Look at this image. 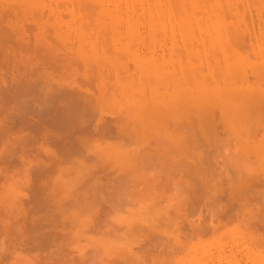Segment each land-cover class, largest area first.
Segmentation results:
<instances>
[{"label":"rangeland","instance_id":"374dc122","mask_svg":"<svg viewBox=\"0 0 264 264\" xmlns=\"http://www.w3.org/2000/svg\"><path fill=\"white\" fill-rule=\"evenodd\" d=\"M176 91L185 127L148 139L129 102ZM263 115L264 0H0V264H264Z\"/></svg>","mask_w":264,"mask_h":264},{"label":"bare ground","instance_id":"6f19581e","mask_svg":"<svg viewBox=\"0 0 264 264\" xmlns=\"http://www.w3.org/2000/svg\"><path fill=\"white\" fill-rule=\"evenodd\" d=\"M39 3H41V2H39ZM45 3H46V2H44V4H45ZM46 4H47V3H46ZM46 4H45V5H46ZM48 5H49V4H48ZM48 5H47V6H48ZM39 11H40V10H39ZM231 18H232V17H231ZM231 22H232V21H231ZM50 26L52 27V24H50ZM56 28H57V26H56V25H53V30H54V32H55V29H56ZM67 31H68V30H67ZM68 32H70V31H68ZM234 33H235V32H234ZM69 34H70V33L66 34L65 37H69V36L71 35V34H70V35H69ZM65 37H64V38H65ZM228 40H229V39H228ZM66 41H67V40H66ZM76 42H77V41H76ZM64 43H65V42H64ZM68 43H69V42H68ZM68 43H67V45H70V44H68ZM73 43H74V42H73ZM77 43H78V42H77ZM126 43H127V42H126ZM74 44H76V43H74ZM123 50H124V49H123ZM130 50H131V49H130ZM99 51H100V50H99L98 47H97L96 49H93L92 53H90L89 56H87L88 58H91V59H88V58H87V59H88L87 61H88L89 64H92V63L94 62V59L97 61V63H99V64L101 63V64H102V62H98L99 59H103V58H99V57H100ZM124 51H126V50H124ZM100 52H101V51H100ZM119 53H120V52H119ZM129 53H131V52H129ZM132 53H133V52H132ZM104 55H105V54H104ZM104 55H103V56H104ZM119 55H120V54H119ZM106 56H107V54H106ZM120 56L122 57V55H120ZM107 59H108V58H107ZM99 61H100V60H99ZM101 61H103L104 65L107 67V65H108V63H109L110 60L108 59V60H101ZM90 62H91V63H90ZM89 64H88V65H89ZM101 64H100V65H101ZM97 65H98V64H97ZM100 65H98V66L100 67V68L98 67L99 70H100V71H101V70L105 71V72H106V75H105L104 77L107 76V78H109V77H110L109 75H112V73L109 72L110 70L105 69L106 67H105L103 64H102V66H100ZM118 65H119V64H118ZM93 66H94V65H93ZM103 67H105V68L102 69ZM167 67H168V66H167ZM93 68H94V67H93ZM108 68H109V66H108ZM110 68H111V67H110ZM178 68H179V67H178ZM182 68H183V67H182ZM79 69H80V68H79ZM89 69H90V67H89ZM113 69H114V68H113ZM91 70H92V68H91ZM94 70H95V68H94ZM95 71H96V70H95ZM111 71H112V70H111ZM171 71H172V70H171ZM88 72H89V71H88ZM88 72H87V73H88ZM91 72H92V71H91ZM91 72H90V74H91ZM163 72H164V71H163ZM103 73H104V72H103ZM179 73H180V72H179ZM179 73H178V74H179ZM117 74H118V73H117ZM117 74H116V76H117ZM176 74H177V73H176ZM178 74H177V75H178ZM91 75H94V72H93V74H91ZM113 75H114V74H113ZM89 76H90V75H89ZM186 76H188V69H184V70L182 71V73H181V75H180V78H181V77H185V78H186ZM111 77H112V76H111ZM114 77H115V76H114ZM117 78H118V76H117ZM117 78L115 77V79H117ZM106 80H108L109 83L111 82L109 79H105L104 81H106ZM118 80L121 81L120 78H118ZM93 82H94V81H93ZM93 84H94V83H93ZM110 84H111V83H110ZM113 84H114V83H113ZM113 84H112V86H113ZM169 84H170V83H169ZM114 85H116V84H114ZM123 85H124V84H123ZM167 85H168V84H167ZM105 86H106V85H105ZM124 86H125V85H124ZM110 87H111V86H110ZM128 87H129V86H128ZM113 88H115V87L113 86ZM113 88H112V91H114ZM126 88H127V84H126ZM168 88H169V87H168ZM118 89H119V88H118ZM118 89H117L116 91H118ZM128 89H129V91H128ZM132 89H133V87H131V90H132ZM142 89H144V88H142ZM174 89H175V87H174ZM110 90H111V89H110ZM124 90H125V89H124ZM147 90H148V89H146V93H147ZM167 90H168V89H167ZM112 91H111V92H112ZM121 91H122V89H121ZM126 91H128V92H130V93L132 92V91H130V88H127ZM144 91H145V90H144ZM123 92H125V91H123ZM134 92H135V91H134ZM134 92H133V93H134ZM142 92H143V91H142ZM167 92H168V91H167ZM170 92H171V91H170ZM180 92H181V91H178V92L176 91V92L174 93V94H175V95H174V96H175V99L177 98V101L174 99V101H176V102H173V103H160V102H159V103H155V104H153V107H155V108L157 109V112L154 111L155 109L152 108V107H150L149 104H147V103H145V102H144V103L136 102V101H134V100H131V97H130L129 101L131 100V102H129V101H128V102H129V104L131 105L130 107L132 108V110H131V109L128 110L129 113H130V116H128V117H129V118L132 117V120H133V119H135V120L137 119V120L139 121V122H138V123H139V126H138V127H141L142 131H140L141 129L139 130L138 128H136V125H138V124H136V125L134 126L135 129H133V130L135 131L136 129H138L141 133L144 131L142 134H145V133H146L145 130H148V132H150V133H151V136H152V134H153L154 132H156V131L158 132V131H159V129H158L159 126H161L163 123L168 122V120H169L170 118L175 117V119H176L175 121H176V122L178 121V119L182 118L183 116H182V117H180V116L182 115V112L184 111V108H187V107H189V106H187V103H188V102H186L185 99H184V100H183V99H180V96H179V94H178V93H180ZM28 93H29V92H28ZM106 93H107V92H106ZM118 93H119V91H118ZM126 93H127V92H126ZM94 94H95V93H94ZM113 94H114V93H113ZM128 94H129V93H128ZM103 95H104V94H103ZM115 95H116V94H115ZM121 95H122V94H121ZM148 95H149V94H148ZM132 97L140 98V97L138 96V92H137V94H136V92H135L134 95H133ZM149 97H152L151 93H150ZM119 98H121V97H119ZM146 98H147V95H146ZM152 98H153V97H152ZM178 98H179V99H178ZM121 100H122V99H120L119 103H117V104H114V101H113V102H112L111 109L114 108V110L116 109L117 111H118V110H119V111L122 110V111H121V113H122L124 110L121 109V108H122V107H121V103H120ZM137 100H138V99H137ZM143 100L146 101L144 98H143ZM256 100H257V99H256ZM122 101H123V100H122ZM153 101H155V100H153ZM187 101H188V100H187ZM40 102H41V101H40ZM116 102H117V101H116ZM146 102H147V101H146ZM155 102H156V101H155ZM261 102H263V99L259 97L257 101L253 102V104H249V103H248L249 105H248L247 109H248L249 111H247L244 107H243V108H239V110L241 109V112H242V113L244 112V114H242V115H245L246 117L248 116V117L251 118L252 115L256 114V112H257L259 106L261 105V104H260V105L258 106V104L261 103ZM174 103H175V104H174ZM210 103H211V102H210ZM192 104H193V103H192ZM198 104H199V103H198ZM211 104H212V103H211ZM31 105H32V104H31ZM181 105L183 106V109H182V110L179 109V108H180L179 106H181ZM209 105H210V104H209ZM243 105H244V104H243ZM245 105H246V104H245ZM32 106H33V105H32ZM106 106H107V105H106ZM119 106H120V107H119ZM186 106H187V107H186ZM21 107H22V106H20V108H21ZM257 107H258V108H257ZM123 108H124V107H123ZM193 108H194V107H193ZM23 109H24V108H23ZM33 109H34V108H33ZM203 109H204V108H203ZM152 110H153V111H152ZM242 110H243V111H242ZM112 111H113V110H112ZM128 111H127V112L124 111L125 114L123 115V117H121L120 125H121V123H123L124 121L126 122V120H124V119H125L124 117H127V116H125V115H126V113H128ZM185 111H186V110H185ZM188 111H189V110H187L186 113H188ZM190 111H191V110H190ZM204 111H205V110H204ZM124 112H123V113H124ZM193 112H194V111H193ZM205 112H206V111H205ZM16 113H17V112H16ZM123 113H122V114H123ZM156 113H157V114H156ZM180 113H181V115H180ZM190 113H191V112H190ZM122 114H121V115H122ZM184 114H185V113H184ZM194 114H195V112H194ZM31 116H32V115H31ZM245 116H240V118H241V117H245ZM263 116H264V115H263ZM118 117L120 118V115H119ZM246 117H245V118H246ZM115 118H116V119H119V118H117V117H115ZM115 118H114V120H115ZM122 118H124V119H122ZM38 119H39V118H38ZM109 120H110V119H109ZM135 120H134V121H135ZM137 120H136V121H137ZM37 121H38V120H37ZM105 121H106V120H105ZM116 121H117V123L115 124V126L117 125V127H118V126H119V125H118V120H115L114 123H115ZM191 121H192V120H191ZM107 122H108V120H107ZM111 122H112V121H111ZM128 122H129V121H128ZM128 122H127V124H128ZM176 122H175V123L173 122L174 124L172 125V129H171V131H169V132L167 131L168 133L171 132V134H173V136H175V135L177 136L178 134H180V133H178V132H175V128L178 127V129H179V127L181 126V125H180L181 123L178 121V124H177ZM86 123H87V122H86ZM100 123H102V122H100ZM105 123H106V122H105ZM111 124H112V123H111ZM127 124H126V125H127ZM129 124H130V122H129ZM129 124H128V125H129ZM182 124H183V125H182L181 127H183V126L185 127V124H184L183 122H182ZM193 124H194V123H193ZM206 124H207V123H206ZM40 125H41V124H40ZM107 125H108V123H107ZM122 125H125V124H122ZM131 125H132V124H131ZM133 125H134V124H133ZM179 125H180V126H179ZM35 126H36V125H35ZM74 126H75V125H74ZM98 126H99V125H98ZM39 127H40V126H39ZM126 127H127V126H126ZM130 127H131V126H130ZM119 128H120V127H119ZM122 128H124V127H122ZM168 128H169V127H168ZM192 128H194V127H192ZM67 129H68V128H67ZM101 129H102V128H101ZM117 129H118V128H117ZM117 129H115V130H117ZM126 129H127V128H124L125 131H126ZM143 129H144V130H143ZM106 130H107V129H106ZM115 130H114V131H115ZM128 130H130V131H127V133H128V132H132L131 129H128ZM194 130H195V129H194ZM0 131H1V130H0ZM58 131H59V130H58ZM68 131H69V130H68ZM101 131H103V129H102ZM117 131H118V130H117ZM117 131H116L117 139H118L120 136H122V139H124L122 134H125V135H126V133L123 132L120 136H118V135H119L118 133H120V132L118 131V133H117ZM134 131H133V134H134ZM139 131H138V133L135 134V135L132 134L133 137H130V135H128V134H127V135L129 136L130 139H131V138H134V137H138V136L140 135V134H139ZM177 131H178V130H177ZM179 131H180V130H179ZM197 131H198V130H197ZM66 132H67V131H66ZM136 132H137V131H136ZM157 132H156V133H157ZM193 132H195V131H193ZM101 133H102V132H101ZM150 133H149V135H150ZM168 133L165 132V135L168 134ZM174 133H177V134L174 135ZM114 134H115V133H114ZM138 134H139V135H138ZM157 134H158V133H157ZM157 134H155V135H157ZM160 134H162V131H160ZM160 134L158 135V137L161 138V140H162L163 138L161 137ZM48 135H49V134H48ZM60 135H61V134H60ZM109 135H113V134L109 133L108 136H109ZM136 135H138V136H136ZM146 135H148V133H146ZM146 135H145V137H143V140L147 137ZM149 135H148V136H149ZM155 135H153V136H155ZM198 135H199V134H198ZM153 136H152V137H153ZM166 136H167V138H170V140L172 141V139H171L172 137H168V135H166ZM166 136H165V137H166ZM176 136H175V137H176ZM49 137H51V136H49ZM60 137H61V136H60ZM110 137H111V136H110ZM125 137H127V136H125ZM152 137H151L152 142L146 141V142H148L146 146H148L149 143H150V144L153 143L154 141H155L154 144H156V143L159 141V140L157 139V142H156V139L154 138L155 140H153ZM55 138H56V137H55ZM120 138H121V137H120ZM147 138L150 139V136L147 137ZM177 138H178V136H177ZM177 138H176V139H177ZM193 138H194V137H193ZM48 139H49V138H48ZM137 139H138V138H136V140H137ZM165 139H166V138H165ZM173 139H175V138H173ZM179 139H180V138H179ZM179 139L176 140V143H177V144H175L173 141H172L171 144L174 145V146H177V147H178L177 149H178V150L180 149L181 151H180V150H179V151H180V153H181V152H184V151H185V148H186L188 145H187V146H184V145L187 144V141H186L185 144H184L183 141H180V142H179ZM184 139H185V138H184ZM119 140H120V139H119ZM119 140H117V142L120 143L121 140H120V141H119ZM127 140H128V139H127ZM134 140H135V139H134ZM139 140H140V139H139ZM151 140H150V141H151ZM170 140H168V141L170 142ZM188 140H189V139H188ZM194 140H195V139H194ZM122 141H123V140H122ZM124 141H125V139H124ZM137 141H138V140H137ZM137 141H133V142H135V143H133V144H136ZM165 141H167V139H166ZM196 141H198V140H196ZM37 142H38V141H37ZM106 142H107V141H106ZM115 142H116V141H115ZM125 142H126V141H125ZM146 142L144 141V143H146ZM163 142H164V141H163ZM28 143H29V142H28ZM119 143H117V144H119ZM140 143H141V142H140ZM144 143H143V144H144ZM158 143H159V142H158ZM160 143H161V142H160ZM165 143H166V142H165ZM165 143H164V144H165ZM192 143H193V142H192ZM192 143H191V144H192ZM121 144H122V142L120 143V146H122ZM129 144H130V143H129ZM131 144H132V143H131ZM193 144H194V143H193ZM195 144H196V143H195ZM152 145H153V144H152ZM152 145H151V146H152ZM161 145H163V143H162ZM132 146H133V145H132ZM134 146H135V145H134ZM140 146H141V145H140ZM140 146H139V147H140ZM142 146H144V145H142ZM142 146H141V148H143ZM163 146H164V145H163ZM165 146H167V145H165ZM168 146H171V145L168 144ZM174 146H172V147H174ZM193 146H194V145H193ZM7 147H8V146H7ZM113 147H114V146H113ZM139 147L137 146V149H138V150H139ZM153 147H154V145H153ZM157 147H160V148H162L163 150H165V149H164L165 147L163 148V147L159 146V144H158ZM157 147H154V148L157 149ZM198 147H199V146H198ZM111 148H112V147H111ZM114 148H115V147H114ZM149 148H151L150 145H149ZM167 148H169V147H167ZM29 149H30V148H29ZM121 149H122V147H121ZM129 149H130V148H129ZM129 149H128V151H129ZM137 149H136V150H137ZM169 149H170V148H169ZM187 149H188V148H187ZM114 150H116V148H115ZM114 150H112V152H111V150H110V152H111V153H114ZM126 150H127V149H126ZM146 150H147V149H145L144 152H146ZM163 150H162V151H163ZM166 150H168V149H166ZM171 150H172V149H171ZM183 150H184V151H183ZM116 151H117V150H116ZM118 151H119V150H118ZM151 151H152V150H151ZM157 151H159V149H158ZM169 151H170V150H169ZM202 151H203V150H202ZM108 152H109V150H108ZM108 152L106 151V153H108ZM110 152H109V153H110ZM130 152H131V151H130ZM137 152H138V151H137ZM140 152H142V151H140ZM149 152H150V151H148L147 153H149ZM152 152H154V149H153ZM165 152H166V151H165ZM116 153L118 154V152H116ZM120 153H121V152H120ZM125 153H126V152H125ZM117 154H116V155H117ZM121 154H122V153H121ZM121 154H120V155H121ZM126 154H127V153H126ZM145 154H146V153H145ZM152 154L155 155V153H152ZM152 154H151V155H152ZM160 154H161V153H160ZM175 154H176V153H175ZM181 154H182V153H181ZM13 155H14V154H13ZM96 155H97V154H96ZM111 155H112V154H111ZM113 155H114V154H113ZM138 155H139V154H138ZM143 155H144V154H143ZM154 155H153V157H154ZM3 156H4V155H3ZM117 156H118V155H117ZM124 156L126 157V156H128V154H127V155H124ZM135 156H136V155H134V157H135ZM146 156L148 157V155H146ZM157 156H160V155H158V153H157ZM157 156H156V158H157ZM162 156H163V155H161L160 157H162ZM190 156H191V155H190ZM240 156H241V155H240ZM1 157H2V156H1ZM1 157H0V158H1ZM110 157H111V156L109 155V159L111 160ZM160 157H159V158H160ZM167 157H168V156H167ZM171 157H172V155H171ZM174 157H175V156H174ZM179 157H180V156H179ZM2 158H3V157H2ZM95 158H96V157H95ZM114 158H115V155H114ZM131 158H132V157H131ZM138 158H139V157H138ZM140 158H141V156H140ZM140 158H139V159H140ZM148 158H150V157H148ZM96 159H97V158H96ZM98 159H99V158H98ZM100 159H102V158H100ZM109 159H108V161H110ZM117 159H118V158H117ZM12 160H13V159H12ZM94 160H95V159H94ZM102 160H103V159H102ZM105 160H107V158H105ZM105 160H103V161L106 162ZM114 160H116V158H115ZM125 160H126V159H125ZM135 160H136V159H135ZM135 160H134V161H135ZM140 160H141V159H140ZM156 160H157V159H156ZM178 160H179V159H178ZM211 160H212V159H211ZM4 161H6V160H4ZM97 161H99V160H97ZM103 161L100 160L99 164H97V163L95 162L96 165H95L94 163H91V164H94L95 167H96V166L99 167V165H105V163H104V164H101ZM108 161H107V162H108ZM123 161H124V160H123ZM145 161H146V160H145ZM147 161H148V160H147ZM162 161H163V160H162ZM1 162H3V161H1ZM50 162H51V161H50ZM52 162H53V161H52ZM85 162H86V161H85ZM89 162H90V161H89ZM141 162H142V161H141ZM143 162H144V161H143ZM151 162H152V161H151ZM156 162H157V161H156ZM158 162H159V161H158ZM8 163H9V162H8ZM17 163H18V162H17ZM66 163H67V162H66ZM111 163L114 164L112 160H111ZM160 163H161V161H160ZM168 163H169V162H168ZM177 163H180V162H177ZM3 164H4V163H3ZM50 164H51V163H50ZM86 164H87V163H86ZM88 164H89V163H88ZM109 164H110V163H108V165H109ZM125 164H126V163H125ZM158 164H159V163H158ZM161 164H162V163H161ZM166 164H167V163H166ZM39 165H40V164H39ZM94 165H93V166H94ZM110 165H111V164H110ZM116 165H117V161H116ZM116 165L109 166V170H110L111 167H114V166H116ZM134 165H135V164H134ZM149 165H150V164H149ZM156 165H157V164H156ZM162 165H163V164H162ZM200 165H201V164H200ZM91 166H92V165H91ZM202 166H203V165H202ZM102 167H103V166H102ZM116 167H117V166H116ZM116 167H114V168L117 169ZM148 167H149V166H148ZM90 168H93V167H89V169H87V171H86L87 174H84L85 176H86V175L90 176L89 174H91V173H90L91 171L88 173V171L91 170ZM109 170H108V171H109ZM111 170H112V169H111ZM111 170H110V171H111ZM163 170H164V169H163ZM97 171H98V170H97ZM106 171H107V170H106ZM106 171H105V169H104V173H105ZM177 171H178V170H177ZM117 172H118V171H116V173H117ZM138 172H139V171H138ZM100 173H102V172H100ZM100 173H98V174H99V175H102V174H103V173H102V174H100ZM109 173H110V172H109ZM109 173L107 172V174H109ZM113 173H115V172H113ZM118 173H119V172H118ZM174 173H176V172H174ZM12 174H13V173H12ZM111 174H112V173H111ZM111 174H110V175H111ZM119 174H120V173H119ZM112 175H113V174H112ZM115 175H116V174H115ZM115 175H113V176H115ZM120 175H121V174H120ZM120 175H119V176H120ZM97 176H98V175H97ZM102 176H103V175H102ZM104 176H106V175H104ZM107 176H108V175H107ZM113 176H112V177H113ZM117 176H118V174H117ZM191 176H192V175H191ZM83 177H84V176H83ZM81 178H82V177H81ZM81 178H80V179H81ZM92 178H94V181H96L97 183H98V181L100 182V181L103 180V179H101V178H102L101 176H100V179H101V180H100V179L96 180L97 178H95V176H94V177L92 176ZM178 178H179V177H178ZM82 179H83V178H82ZM85 179H86V177H85ZM89 179H90V178H89ZM105 179H106V178H105ZM115 179H116V178H114V180H115ZM121 179H123V178H121ZM109 180H110L111 182L114 181V180H112V178H111V179L109 178ZM119 180H120V179H119ZM47 181H48V180H47ZM82 181H83V180H82ZM82 181H81V183H82ZM94 181H93V182H94ZM106 181H107V180H106ZM106 181H104V183H106ZM121 181H122V180H121ZM121 181H120V182H121ZM131 181H132V180H131ZM173 181H174V180H173ZM107 183L109 184V182H107ZM112 183H113V182H112ZM114 183H115V182H114ZM118 183H119V182H118ZM121 183H122V182H121ZM121 183H120V185H123V184H121ZM93 184H94V183H93ZM95 184H96V183H95ZM98 184H99V183H98ZM98 184H97V185H98ZM102 184H103V183H101V185H102ZM19 185H20V184H19ZM79 185H80V184H79ZM84 185H85V184H84ZM90 185H91V184H90ZM90 185H89V186H90ZM127 185H128V184H127ZM86 186H87V184H86ZM94 186H96V185H94ZM117 186H118V185H117ZM98 187H99V186H98ZM104 187H105V186H104ZM119 187H120V186H119ZM85 188H86V187H85ZM91 188H94V187H91ZM124 188H125V187H124ZM176 188H177V187H176ZM192 188H193V187H192ZM26 189H27V188H26ZM94 189H96V188H94ZM113 189H114V188H113ZM126 189H127V188H126ZM126 189H125V190H126ZM194 189H195V188H194ZM91 190H92V189H90L89 191L91 192ZM105 190H106V188H105ZM117 190H118V188H117ZM120 190H121V189H120ZM122 190H123V191H122L121 193L124 192V189H122ZM136 190H137V189H136ZM196 190H197V189H196ZM205 190H206V189H205ZM56 191H57V190H56ZM108 191H109V189H108ZM100 192H101V191H100ZM109 192H110V191H109ZM113 192H114V191H113ZM115 192H116V190H115ZM194 192H195V191H194ZM136 193H137V192H135V194H136ZM43 194H44V193H43ZM70 194H71V193H70ZM81 194H82V193H81ZM88 194H89V193H88ZM90 194H92V193H90ZM90 194H89V195H90ZM94 194H95V193H94ZM100 194H101V193H100ZM107 194H108V193H107ZM113 194H115V193H113ZM187 194H188V193H187ZM40 196H41V195H40ZM52 196H53V195H52ZM110 196H111V195H110ZM115 196H117V193L115 194ZM118 196H120L119 191H118ZM124 196H125V195H124ZM41 197H42V196H41ZM78 197H79V196H78ZM87 197H88V196H87ZM93 197H94V196H93ZM93 197H92V198H93ZM68 198H69V197H68ZM74 198H75V197H74ZM79 198H80V197H79ZM88 198H89V197H88ZM90 198H91V196H90ZM92 198H91V199H92ZM99 198H102V197H99ZM95 199H96V198H95ZM108 199H109V198H108ZM147 199H148V198H147ZM97 200H98V199H97ZM110 200H111V199H110ZM112 200H113V199H112ZM133 200H134V198H133ZM188 200H190V199L188 198ZM188 200H187V201H188ZM92 201L94 202L93 199H92ZM79 202H80V201H79ZM93 202H90V201H89V203H93ZM102 202H103V200H102ZM106 202H107V201H106ZM114 202H115V201H114ZM126 202H127V201H126ZM180 202H181V201H180ZM87 203H88V202H87ZM89 203H88V204H89ZM148 203H149V202H148ZM84 204H86V203H84ZM88 204H87V205H88ZM93 204H94V203H93ZM105 204H106V203H105ZM115 204H116V202H115ZM127 204H128V203H127ZM178 204H180V203H178ZM187 204H188V203H187ZM79 205H80V204H79ZM89 205H90V204H89ZM107 205H108V204H107ZM150 205H151V204H150ZM92 206H93V205H92ZM96 206H97V205H96ZM123 206H124V205H123ZM123 206H122V207H123ZM125 206H126V205H125ZM127 206H128V205H127ZM152 206H153V205H152ZM152 206H151V207H152ZM185 206H186V205H185ZM74 207H75V206H74ZM84 207H85V206H84ZM94 207H95V206H94ZM98 207H99V206H98ZM111 207H112V206H111ZM114 207H115V206H114ZM136 207H137V206H136ZM96 208H97V207H96ZM127 208H130V207H127ZM147 208H149V207H147ZM185 208H186V207H185ZM90 209H91V207H90ZM93 209H94V208H93ZM111 209H112V208H111ZM119 209H121V208H119ZM124 209H125V208H124ZM152 209H153V208H152ZM125 210H126V209H125ZM125 210H124V211H125ZM135 210H136V209H135ZM135 210H134V211H135ZM154 210H155V209H154ZM113 211H114V210H113ZM118 211H120V210H118ZM134 211H133V212H134ZM151 211H152V210H151ZM191 211H192V210H191ZM68 212H69V211H68ZM83 212H84V211H83ZM88 212H89V211H88ZM98 212H99V211H97V213H98ZM122 212H123V211H122ZM133 212H132V215H130V220L128 221V222H130V227H129L130 229L128 228V229H129L128 231H129L130 234H132V233H135V234H136V232H137L140 228H141V229L143 228L142 225L146 224L145 222L140 221V219L138 218V213L135 214V215H137V217L135 216V217H136V218H135L134 215H133ZM135 212H136V211H135ZM135 212H134V213H135ZM146 212L148 213L149 211L147 210ZM146 212H145V213H146ZM194 212H195V211H194ZM205 212H206V211H205ZM95 213H96V212H95ZM112 213H113V212H112ZM116 213H117V212H116ZM143 213H144V211H143L141 214H143ZM147 213H146V216L148 217L149 213H148V215H147ZM141 214H140V215H141ZM110 215H111V213H110ZM116 215H117V214H116ZM143 215L145 216V214H143ZM131 216H132V217H131ZM141 216H142V215H141ZM203 216H204V215H203ZM107 217H108V216H107ZM114 217H115V215H114ZM148 218H149V217H148ZM69 219H70V217H69ZM143 219H147V218H143ZM170 219H171V218H170ZM111 220H112V219H111ZM113 220H114V219H113ZM145 221H146V220H145ZM115 223H116V222H115ZM67 224H68V222H67ZM105 226L108 227V225H105ZM120 228H121V227H120ZM147 228H148V227H147ZM153 228H154V227H153ZM97 229H99V228H97ZM106 229H107V228H106ZM143 229H144V228H143ZM154 229H155V228H154ZM107 230H108V229H107ZM145 230H146V227H145ZM105 231H106V230H105ZM142 231H143V230H142ZM196 231H197V230H196ZM65 232H66V231H65ZM107 232H108V231H107ZM26 233H27V232H26ZM119 233H120V232H119ZM144 233H145V232H144ZM144 233H143V234H144ZM148 233H149V232H148ZM148 233H147V234H148ZM154 233H155V232H154ZM120 234H121V233H120ZM105 235H106V234H105ZM25 236H26V235H25ZM97 236H98V235H97ZM108 236H109V235H108ZM116 236H117V235H116ZM133 236H134V235H133ZM147 236H148V235H147ZM147 236H146V237H147ZM112 237L114 238L115 236L113 235ZM103 238H104V237H103ZM106 238H107V235H106ZM149 238H150V237H149ZM101 241H103V239H101ZM185 241H186V240H185ZM98 242H100V241H98ZM144 242H145V241H144ZM2 243H3V242H2ZM144 245H145V244H144ZM119 246H120V245H119ZM140 248H141V247H140ZM43 250H44V249H43ZM106 250H107V249H106ZM107 251H108V250H107ZM126 251H127V250H126ZM134 251H135V249H134ZM109 252H110V251H109ZM103 254H104V253H103ZM103 254H102V255H103ZM121 254H122V251H121L120 255H121ZM107 255H108V254H107ZM126 256H127V255H126ZM142 256H143V255H142ZM44 257H45V256H44ZM103 258H104V257H103ZM134 259H135V256H134ZM135 261H136V260H135ZM125 262H126V259H125ZM12 263H13V262H12ZM24 263H25V262H24ZM127 263L129 264V262H127ZM136 263H137V262H136ZM139 263H140V262H139ZM144 263H145V261H144ZM133 264H134V263H133Z\"/></svg>","mask_w":264,"mask_h":264}]
</instances>
